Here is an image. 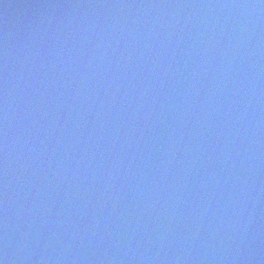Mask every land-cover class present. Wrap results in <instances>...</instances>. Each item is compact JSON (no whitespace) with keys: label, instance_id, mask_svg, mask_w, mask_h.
I'll list each match as a JSON object with an SVG mask.
<instances>
[{"label":"water","instance_id":"1","mask_svg":"<svg viewBox=\"0 0 264 264\" xmlns=\"http://www.w3.org/2000/svg\"><path fill=\"white\" fill-rule=\"evenodd\" d=\"M0 264H264V0H0Z\"/></svg>","mask_w":264,"mask_h":264}]
</instances>
